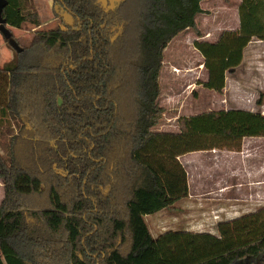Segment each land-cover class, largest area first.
<instances>
[{
  "label": "trees",
  "instance_id": "obj_1",
  "mask_svg": "<svg viewBox=\"0 0 264 264\" xmlns=\"http://www.w3.org/2000/svg\"><path fill=\"white\" fill-rule=\"evenodd\" d=\"M6 1L0 33L14 57L0 69V264H264V207L215 233L154 238L146 221L188 197L179 157L264 138V114L242 109L155 130L164 52L187 30L202 38V0H49L73 24L38 31L26 47L8 27L40 18L28 0ZM238 12L239 30L194 43L206 90L221 93L246 47L264 41V0H242Z\"/></svg>",
  "mask_w": 264,
  "mask_h": 264
},
{
  "label": "rangeland",
  "instance_id": "obj_2",
  "mask_svg": "<svg viewBox=\"0 0 264 264\" xmlns=\"http://www.w3.org/2000/svg\"><path fill=\"white\" fill-rule=\"evenodd\" d=\"M203 1L206 13L197 20L202 38H198L194 31L187 30L177 36L164 52L159 105L165 113L155 129L157 132L179 133L178 119L180 117H191L209 111L246 109L264 114V42L254 40L255 42L246 50L244 65L237 71L228 73L226 88L221 93L206 90L201 85L207 80V75L203 71L204 60L195 49L194 43L205 37L209 38L213 29L217 31L220 28V23L226 16L229 21L226 27L235 28L234 9L225 7L228 0ZM24 7L26 11L39 16L41 26L25 23L21 29L8 27L20 46H28L38 31L64 27L62 20L66 24H73V17L69 13H63L59 7H54L53 1L28 0ZM13 57L12 50L0 33V69L5 68ZM4 129L5 127L1 129V132ZM258 143L264 146L263 141ZM7 144L8 136H0L1 153H5ZM4 197L5 186L0 179V204ZM35 203L36 198L31 202L27 201L30 206ZM176 205L179 206V202ZM171 214L172 212L166 210L161 214L147 216L146 221L154 238H158L165 232L184 230L185 221L182 220V216L180 220H175L172 219Z\"/></svg>",
  "mask_w": 264,
  "mask_h": 264
},
{
  "label": "crops",
  "instance_id": "obj_3",
  "mask_svg": "<svg viewBox=\"0 0 264 264\" xmlns=\"http://www.w3.org/2000/svg\"><path fill=\"white\" fill-rule=\"evenodd\" d=\"M241 1L228 0L225 4V7L234 9V29L226 27L229 24L226 16L217 31L213 29L209 38L205 37L199 41L216 43L224 31L239 30L238 9ZM203 4L202 0L201 7L205 11ZM254 42L252 41L244 50L241 65L227 72L226 82L228 73L242 68L246 60V50ZM203 71L207 79V71L204 68ZM259 141L264 142V138H245L240 152L212 150L179 157L187 173L189 195L179 202V206L176 205L178 212L172 213L171 217L180 220L182 216V220L185 221L184 231L215 233L219 222L232 221L264 207V146H261ZM257 154L263 156L258 157Z\"/></svg>",
  "mask_w": 264,
  "mask_h": 264
},
{
  "label": "water",
  "instance_id": "obj_4",
  "mask_svg": "<svg viewBox=\"0 0 264 264\" xmlns=\"http://www.w3.org/2000/svg\"><path fill=\"white\" fill-rule=\"evenodd\" d=\"M6 6H7V1L6 0H0V25L6 24V21L2 17L3 10Z\"/></svg>",
  "mask_w": 264,
  "mask_h": 264
}]
</instances>
